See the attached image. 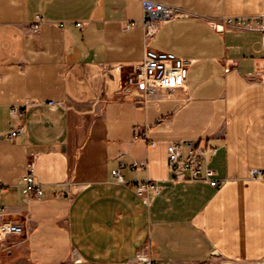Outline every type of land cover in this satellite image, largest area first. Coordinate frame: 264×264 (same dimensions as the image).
Masks as SVG:
<instances>
[{"label":"crops","instance_id":"0c3cea01","mask_svg":"<svg viewBox=\"0 0 264 264\" xmlns=\"http://www.w3.org/2000/svg\"><path fill=\"white\" fill-rule=\"evenodd\" d=\"M157 1L176 16L147 40L142 0H0V219L26 224L1 264L264 259V180L251 175L264 170L263 33L225 23L264 0ZM147 44L192 62L184 88L127 87ZM181 140L213 153L220 185L174 179L168 145ZM29 172L42 199L22 191ZM146 181L160 191L139 195Z\"/></svg>","mask_w":264,"mask_h":264},{"label":"built area","instance_id":"2783aa9c","mask_svg":"<svg viewBox=\"0 0 264 264\" xmlns=\"http://www.w3.org/2000/svg\"><path fill=\"white\" fill-rule=\"evenodd\" d=\"M143 5V24L145 28L146 39L153 38L159 31L161 23L170 20L176 16V10L171 5L157 0H142ZM225 23L248 31H257L263 33L264 43V13L257 16H231L227 17ZM135 21H128L126 29H131ZM61 27L64 24H60ZM77 26L82 27L83 23L78 22ZM37 26H35L36 30ZM192 62L185 59L175 52L152 48L147 44L144 59L131 66L125 82L130 90L140 93L142 99H147L159 93L172 94L177 90L184 88L190 73ZM119 71L122 74L121 68ZM264 74V72H263ZM13 114H22L19 107H13ZM24 131V127H19L11 131V137L14 138ZM212 152L206 151L200 143L192 140L174 141L168 145L169 167L176 176L175 180L190 179L195 181H205L213 186H218L222 182L215 178V171L209 166ZM201 158L203 160H201ZM125 163L112 171L113 175L123 181L121 168ZM136 168L144 166L141 163H135ZM251 175L254 179L264 180L263 169H252ZM1 187V183H0ZM22 191L37 199L45 196V191L40 182H38L32 172L25 174L21 183ZM150 188L160 191L159 183L146 181L136 184V190L142 197L147 196ZM70 192L66 190L62 195L68 196ZM26 232V224L19 220L0 219V245L10 236L23 235ZM139 260L147 264L153 262L144 255H139ZM1 264V258H0ZM70 264V263H62ZM236 264H264V259L252 262H240Z\"/></svg>","mask_w":264,"mask_h":264},{"label":"water","instance_id":"95a60500","mask_svg":"<svg viewBox=\"0 0 264 264\" xmlns=\"http://www.w3.org/2000/svg\"><path fill=\"white\" fill-rule=\"evenodd\" d=\"M221 29V28H220Z\"/></svg>","mask_w":264,"mask_h":264}]
</instances>
